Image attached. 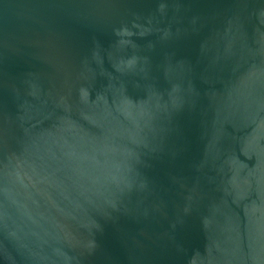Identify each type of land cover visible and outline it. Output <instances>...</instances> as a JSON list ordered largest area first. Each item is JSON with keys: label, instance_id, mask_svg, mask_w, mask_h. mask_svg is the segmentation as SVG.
Wrapping results in <instances>:
<instances>
[{"label": "water", "instance_id": "95a60500", "mask_svg": "<svg viewBox=\"0 0 264 264\" xmlns=\"http://www.w3.org/2000/svg\"><path fill=\"white\" fill-rule=\"evenodd\" d=\"M0 264H264V0H0Z\"/></svg>", "mask_w": 264, "mask_h": 264}]
</instances>
